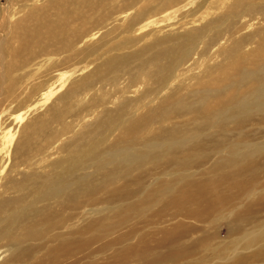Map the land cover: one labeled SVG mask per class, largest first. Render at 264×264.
Here are the masks:
<instances>
[{"label":"rangeland","instance_id":"374dc122","mask_svg":"<svg viewBox=\"0 0 264 264\" xmlns=\"http://www.w3.org/2000/svg\"><path fill=\"white\" fill-rule=\"evenodd\" d=\"M251 12L253 25L235 27ZM230 33L243 38L222 41ZM241 51L247 54L239 56ZM262 55L264 0H0V203L16 195L11 185L31 173L43 179L61 176L70 171L73 155L102 157L113 143L121 148L158 130H248L264 144V111L252 112L240 126L216 116L203 120L222 108L221 100L207 95L210 90L247 91L264 83ZM37 102L24 117L17 116ZM76 170L97 171L99 187L104 169L89 162ZM263 178L256 181L261 189ZM118 181L86 193L78 205L30 196L26 207L48 211L40 219L30 215L39 219L32 222L39 229L50 227L35 252L18 264H170L166 255L176 247L203 242L192 255L172 262L192 263L232 240L230 208L253 193L233 206L207 207L201 215L176 212L139 224L132 217L113 222L108 210L87 228L86 212L121 205L124 195L107 197ZM206 189L207 196L217 193L214 185ZM137 199L130 196L127 203ZM14 210H0V219ZM173 225H180L173 241L123 252L139 234ZM56 235L72 239L66 250H55ZM6 239L0 238V248L10 247Z\"/></svg>","mask_w":264,"mask_h":264},{"label":"bare ground","instance_id":"6f19581e","mask_svg":"<svg viewBox=\"0 0 264 264\" xmlns=\"http://www.w3.org/2000/svg\"><path fill=\"white\" fill-rule=\"evenodd\" d=\"M252 18L253 12L247 15V19L240 20L235 27L242 31L253 25ZM248 31L246 29L245 32ZM242 38L240 35L233 37L230 33L222 41L239 43ZM246 54L241 51L239 56ZM230 82L229 78L227 83ZM226 88L213 89L207 94L221 100L222 108L214 115L210 113L207 118L204 117L205 122L216 116L223 121H235L236 126H240L252 112L264 111V83L252 84L247 91H228ZM196 93L192 92L190 97H194ZM39 104L35 103L25 112L20 111L17 116L24 117L25 113H29L32 107ZM255 137L256 134L248 130H158L157 134L148 136L147 139H130L121 148L113 143L106 148L107 154L102 157L93 154L73 155L70 171L66 170L61 176L43 179L31 173L29 179L27 175L20 182L11 185V189L17 191L16 195L0 203L1 211L15 209V213L12 216L10 214L11 217L4 216L0 219V238H7L10 245L8 248H0V264H18L31 255L37 249L36 242L41 234L50 227L47 224L39 229L32 222L48 215V211L41 206L26 207L30 206V196L52 197L65 205H78L84 200L86 193L97 190L109 180H120L122 183L118 181L119 185L109 188L107 192V197L110 195L111 198L124 195L119 200L121 205L113 207L110 204L99 213L86 212L87 228L98 223V218L95 217L97 214L100 217L105 216L108 210L112 212L113 222L118 217L120 223H126L132 217L131 220H137L139 224L176 212L201 215L207 207L233 206L239 197H245L248 191H253L243 199L244 202L241 201L240 206L230 208L231 210L227 208L231 213L229 221L235 223L231 229L232 240L220 245V248L211 249L205 256L188 264H264V188L261 189L256 184L264 176V144L255 142ZM89 162L96 169H104L99 187L95 184L99 180L97 171L92 174H79L76 170ZM159 173H164L167 177H158L156 174ZM204 175L207 177L202 185ZM150 177L152 181L148 180ZM207 185L215 186L216 195L207 196ZM130 196H137L138 199L127 203ZM258 208L262 212L257 213ZM30 215L39 219L36 220ZM113 222L101 228V231L112 227ZM229 225L231 227V223ZM179 232L180 225L165 228L155 226L154 230L139 234L138 241L123 252L145 251L153 245L171 242ZM56 238L60 240L56 251L66 250L72 242L71 238L62 239L60 235H56ZM201 244L176 247L175 251H169L166 258L175 263L174 260L188 255L191 251L192 255Z\"/></svg>","mask_w":264,"mask_h":264}]
</instances>
